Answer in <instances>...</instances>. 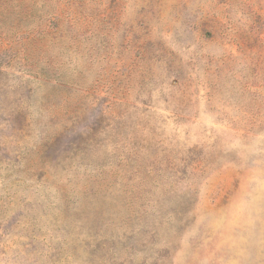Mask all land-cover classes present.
Here are the masks:
<instances>
[{
    "label": "rangeland",
    "instance_id": "rangeland-1",
    "mask_svg": "<svg viewBox=\"0 0 264 264\" xmlns=\"http://www.w3.org/2000/svg\"><path fill=\"white\" fill-rule=\"evenodd\" d=\"M0 264H264V0H0Z\"/></svg>",
    "mask_w": 264,
    "mask_h": 264
}]
</instances>
